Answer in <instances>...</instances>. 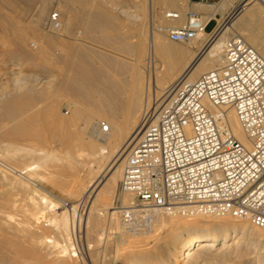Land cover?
<instances>
[{"label":"bare ground","instance_id":"6f19581e","mask_svg":"<svg viewBox=\"0 0 264 264\" xmlns=\"http://www.w3.org/2000/svg\"><path fill=\"white\" fill-rule=\"evenodd\" d=\"M154 1L155 0H129V2L123 6L125 9L121 11V14L140 20L142 19V16L146 18V7H148L147 16L149 17L150 22V32L148 31L150 34H148L147 39L145 35L147 32L144 34L143 32L138 31L139 34L136 35L135 43L126 48L128 51L142 55V53H145L147 40L148 45L146 55H148V61L145 62V60H143L144 58L141 59L140 57L132 59L133 63L129 67V69H131L132 79L131 82L127 83L125 81L114 79L113 77V79H110L103 68H90L91 70H86L79 65V58L81 55L85 54V51L82 49V32H74L73 20L78 15H83L88 19L85 24L86 32L91 33L93 31L102 30L106 33L103 36V40L108 41L110 37L109 31H115L117 25L114 15L102 4V2L106 3L107 0H0V40L3 42L1 46H6L7 44L10 47L12 46L11 49H9L12 52L10 57L15 62L10 64L11 66L9 69L19 71V73H9L12 77L16 79L20 78L19 80L32 79L31 75L24 73V63L28 61H40L42 63L46 61L50 63L52 59H57L56 61H58V64L61 63L60 66H62V64L68 66V68H66V75L62 76L63 71H59L61 73L55 72L52 77L53 79H51L50 85H53L52 81L54 82L56 79H58V82L54 85L55 90L53 94H51L53 99L51 100L52 102L50 101L51 107H48V111L50 110L51 113L57 115L55 121L51 123L48 122V125H52L51 127L54 129L53 133L55 135L53 136V139L58 137V140L61 141L59 142L60 144L65 143L68 145L74 143L75 145L76 143H79L84 149L88 148V155H90L92 159V166L94 165L95 169L98 171L92 178H86L88 184L85 187V192L89 197H95V204L97 201L100 202L101 200V202H104L102 204L108 206L107 201L110 199L107 198L108 194L111 196L115 190H117L114 201L116 205L121 202L126 204L131 199L130 195L122 193L120 186L118 189H116V187L118 186V182L124 172V166L128 155L134 145L141 140L140 136L143 132L141 125L144 122L145 117H143L144 115H141L142 118L139 119L138 123L132 126L129 124H119V122L118 124H113L108 120L103 122L101 119L92 120L93 118H88L84 124L82 123V127L77 125L78 127L75 129V134L68 133V135H66L63 132L58 133L56 130L62 129L64 123H72V125H74L73 123L76 124V120L81 116V111L78 108L72 110V107H67L66 112H62L61 114L58 113V110L60 109H58L60 99H56L54 93H56V95L58 92L63 94L68 93L75 99L83 95L87 99H94L96 104L99 102L101 107L103 106V101H105L107 106H119L125 111L126 109H131V100L128 102L129 104L118 105L119 97L123 93L133 96L139 95V97H141L144 90H146L142 111V114H144L145 111L148 112L150 109L157 108L158 104L164 100L168 87L176 84L180 79L185 77L189 81H195L202 73L220 67L224 62L226 41L233 35H241L242 37L246 36L247 38H244L246 40L248 39L247 41L264 57V0H239L237 4L236 2L238 0H222L219 4L209 6L200 3L196 4L197 7H201V9L203 8L210 12L206 16V19L217 13L224 16L225 12L231 7L235 8L237 14L214 38L208 39L206 34L199 35L188 43L190 47L187 48L180 46L177 42L168 40V37L162 34L161 31L165 28H169L168 26H153ZM50 2L53 4L56 3V10L53 12L57 13L59 16V25L57 27L52 24L51 16L54 13L51 14L50 12ZM21 3L26 6L23 10L18 6ZM75 3L78 4V7H74ZM160 3L169 9L174 8L176 10L178 9L177 11H180L181 14L179 19H169L166 17V13L170 12V10H166L165 12L164 17L166 20L176 24L175 26L173 25V27L184 25V12L186 11L187 1L160 0ZM111 5L112 4H110V6ZM117 5L119 4H116L115 6ZM21 12H23L25 16H28V18L30 17V20L27 23L24 21L26 23L25 25L22 24L24 27L21 25L19 21L20 19L16 20L11 17L13 13L20 14ZM165 18L163 20H165ZM164 24L166 23L164 22ZM117 29H119V27ZM254 30L261 31L262 34L259 36V39L254 40V38L252 39L247 36L248 32L252 33ZM48 32L56 33L55 38L52 37L51 34H48ZM30 33L36 35V37H40L38 38L40 39V43L38 42L39 46L36 48V50L38 49L37 53H34L36 51L33 52L28 46V40H30L29 37L31 36ZM65 38H68V40H65ZM194 48L199 49V51H196ZM55 49L57 50L54 53L53 51ZM0 51L2 50L0 49ZM114 67L120 73H125L126 70L128 71L125 65H118V63H115ZM62 69L64 68L62 67ZM4 74L6 75V73H0L2 76ZM33 98L35 101H39L40 99L45 98V94L41 95L40 93H36V95L31 98V101ZM31 105L32 104L29 100L26 102H16L11 99L5 103V117L10 123H12V127L6 132L7 136H22L29 138L32 134L34 136L37 134L36 132H40L37 129L38 131L36 130L32 133L34 127L31 126V122L35 121V119H39L40 121L45 120L44 114L46 111L45 109H43L45 112L36 109L32 115H29ZM70 111H72L71 115ZM44 122L46 123V120ZM44 122L42 125H45ZM7 124L9 123H6L5 125ZM48 125L46 123L45 126ZM48 127L50 128V126ZM230 127L234 136L240 142L247 145L248 141L246 133L234 112L230 113ZM39 135L40 133H38L37 137H41V140H47V137L43 139L42 136ZM63 140L67 141L64 142ZM69 140H76V142L70 141L67 143ZM7 146L10 152H14V154L17 151L22 153L21 149H18V147L11 142ZM22 150L27 151L24 152L26 153L24 154V157L29 158L28 155L33 154L31 150ZM84 151L87 152V149ZM43 152L44 151H42V153ZM69 153L71 154V151ZM9 155H11V153ZM71 156L73 155L71 154ZM35 157L36 156H34V158ZM54 157L55 155L53 153L47 152V158L49 160H53ZM34 163L36 162L33 161L31 164ZM37 165H39V163ZM25 167H27V165ZM74 178L76 181L75 184L77 185L78 183L79 185L78 189H76V192L79 193L84 189V178H81V171H79ZM72 182H74V180ZM43 198L45 201L47 200L45 196H43ZM10 201L8 203H10ZM47 203L48 202L44 205H48ZM115 207L106 209L112 217L113 215L118 216L116 211L113 210ZM95 210L94 207L91 208L89 215H87V230L94 229L96 225L94 216V214H96ZM203 217L207 216H202V218ZM112 219L117 220L116 217ZM60 221H62L64 226H62V230L64 229L68 232V228L70 229L72 227L74 229L76 226L79 228L82 219H80V216L76 211V206H74L71 216L69 217V214L64 213ZM31 225L29 215L22 218L0 215V264H29L30 255L33 252L30 243L33 242L31 241L32 238H35ZM119 227H121L122 230L121 223ZM122 231L125 233L124 230ZM121 234L118 238L117 245L119 255L117 254L118 257L113 264H208L209 262L207 263L205 260L206 257L203 258L204 256L201 255L202 251L213 253L216 258L214 262H211L213 264H234L236 262L240 264H264V228L251 226L248 221H242L230 216L214 218L211 223H203L196 219H183L182 217L179 218V216L161 215L156 222L153 232L141 235L142 239L143 236H148L146 239H149L148 242L142 244L145 246L144 248H139V245L129 242L127 239L125 241V238L123 239L122 237L123 234ZM43 237L42 239H45ZM47 237H49V235ZM146 239H143L142 241L140 240L139 242L144 243ZM42 242L43 241H41V243ZM127 243L128 245L126 246L129 248L127 251L129 253H127V251L122 252L124 249L122 248V245ZM218 249L219 251L214 253ZM67 250L68 248H63L61 251L63 254L59 258L64 257L67 254ZM70 251H72V249ZM258 251H260V253H258ZM67 262L62 259L58 260L59 264H68Z\"/></svg>","mask_w":264,"mask_h":264},{"label":"built area","instance_id":"2783aa9c","mask_svg":"<svg viewBox=\"0 0 264 264\" xmlns=\"http://www.w3.org/2000/svg\"><path fill=\"white\" fill-rule=\"evenodd\" d=\"M216 5L222 0H189ZM239 0L236 2V4ZM220 19L193 11L184 25L165 28L173 42L220 33L236 16ZM180 11L166 13L179 19ZM59 25L57 13L51 16ZM217 21L212 32L208 24ZM234 112L248 144L230 127ZM141 140L124 166L121 191L130 195L114 210L123 230L150 234L161 215L192 218L230 216L264 228V57L241 35L226 41L224 62L195 81L168 87L157 108L145 111Z\"/></svg>","mask_w":264,"mask_h":264},{"label":"rangeland","instance_id":"374dc122","mask_svg":"<svg viewBox=\"0 0 264 264\" xmlns=\"http://www.w3.org/2000/svg\"><path fill=\"white\" fill-rule=\"evenodd\" d=\"M179 1L180 2H183V1L188 2V0H179ZM128 2H129V0H107L106 3L102 2L103 6L106 7V9L114 15V19H115L116 25H117V27L115 28V31H109L110 33L108 32L109 36H110L108 41L103 40V36L106 33H104L102 30L93 31L91 33L86 32L85 24L88 21V19L86 17H84L83 15H78L73 20L74 32L77 33L78 31H81L82 36H83V40L81 42H82V47H83L82 49L85 51V54L80 56L79 65H81L82 68H85L86 70L87 69L91 70V69L103 68L104 71L106 72L107 76L110 79L113 77L114 79H117L120 81H125L127 83L131 82V79H132V73L130 71L131 69H129V67L133 63L132 59H135V57L136 58L140 57L141 59L144 58L143 60H145V62L148 61V59H147L148 55H146L147 54V45H148L147 40H146L145 53H142V55H139L137 53L135 54L132 51H128V50H126V48L135 43L136 35H138L139 32H143L144 34L147 32V34H145L146 39L148 37V34H150L149 33L150 32V22H149V17L147 16L148 15V7H146V11H147L146 16H145L146 18H144L142 16V19L137 20V19L130 18L124 14H121V11L123 9H125V7H123V6L125 4H127ZM110 4H112V5L110 6ZM114 4L115 5L119 4V5L115 6ZM54 5H55V7H54ZM18 6H19V8H21V10H23L26 7L22 3L19 4ZM75 6L78 7V4L75 3L74 7ZM231 8H229L225 12L224 16H226L228 13H230V11L232 10ZM55 10H56V3L53 4L50 2L51 14L54 13L53 11H55ZM166 10L177 11L178 9L177 10L174 8L169 9V8L165 7L164 5H162L160 3V0L154 1V20H153V24H154L153 26L154 27H156V25L168 26V27H173V25L174 26L176 25V24H173L172 22H169L166 20V18L164 17ZM11 17L15 18L16 20L20 19L19 21H20L21 25L22 24L25 25L30 20V17L28 18V16H25L23 14V12H21L20 14L19 13H13L11 15ZM164 18H165V20H163ZM162 20L166 24H164V22ZM185 21H186V18H185ZM185 21H184V23H185ZM145 24H146V26H145ZM216 25H217V21L214 19L213 21H211L208 24L207 32H212L215 29ZM178 26H180V25H178ZM118 27H119V29H117ZM138 27L140 28V30ZM147 27H149V28H147ZM143 28H145V29H143ZM161 32L164 36L168 37L165 32H163V31H161ZM30 34H31V36L29 37L30 40H28V46L33 52L36 51L34 53H37L38 49L36 50V48L39 46L38 42L40 41V39H38V38H40V37L39 36L36 37V35H34L32 33H30ZM48 34H51L52 37L55 38L56 33L48 32ZM252 34L259 37L262 33L259 30H256V31L254 30V32H252ZM244 37L247 38L246 36H244ZM35 39H37V40H35ZM65 40H68V38L67 39L65 38ZM168 40H170V39L168 38ZM128 42H129V44H128ZM2 44H3V42L0 40V46ZM177 44H179L180 46H182L184 48L190 47V45L188 43L185 44V43L177 42ZM11 47L8 46V44L6 46L0 47V49L2 50V51H0V73H6V75L5 74L3 76L0 75V121L1 120L3 121V123H2V121L0 122L1 123L0 124V126H1L0 130L3 128L0 131V140H1L0 141V215H3V216L5 215L6 217H7V215H8V217L9 216H13V217L15 216L17 218H22V217H25L26 215H29V217L31 219V224H32L31 225L32 231L34 232V236L36 238V239L32 238L31 241H33V242L30 243L33 252L30 255L31 260L29 259V264H46V263L47 264H52V263L57 264L58 260H60V259H62L65 262L68 261L67 262L68 264L70 262H71L70 264H96L97 262H98L97 264H113L119 255V251L117 250V247H118L117 245H118V238H119L121 233L123 234V235L122 234L121 235H122L123 239L125 238L124 239L125 241L127 239V241H129V242H133V243H136L137 245H139L140 246L139 248H144L145 246H143L142 244H145L146 242L149 241V239H146L148 236L147 237L143 236V239H146V241H144V243H142V242H139L140 240L141 241L143 240L141 238V235H132V234L126 233V232L123 233V231H122L123 228L121 230V227H119V225L121 223L120 218L118 216H114V215L112 217V215H110L108 210H106L110 207L116 206L114 201H115V195L117 193V190H115L111 196L108 194L107 198L111 199V200L109 199V201H107L108 206L102 204L104 202H101V200H100V202L97 201L95 204V202H94L95 197L94 196L89 197L86 194L85 187L88 184V181L86 180V178L87 179L92 178L93 176H95L97 174V171H98L97 169H95L94 165L92 166V163H91L92 159H91L90 155H88V148H85V149H87V152H85L84 147L82 145H80L79 143H76L75 145H74V143H72V144L70 143L67 145L64 143L67 140L66 141L63 140L64 144H62V143L60 144L59 142H61V141L58 140L59 139L58 137L53 139L54 138L53 136H55L53 133L54 129H52L51 124L48 125V122L51 123V122L55 121L57 114L51 113L50 110L48 111V107L49 108L51 107L50 104L52 102L51 100L53 99L51 94H53V92L55 90L54 85L58 82V79H56V81H54V82L52 81L53 85H50L51 79H53L52 77H53V74L55 72H59V71L62 72L63 71L62 76L66 75V73H67L66 68H68V66L67 65L65 66L64 64H62V66H60L61 63L58 64V61H56L57 59H52V61L50 63L46 62V61L43 63L40 61H28V62L24 63V67H25L24 73L27 75H31L32 79L30 78L27 80H19L20 78L16 79L9 74L11 72L12 73L13 72L19 73L18 70L13 71V70L9 69L11 66L10 64L15 62L10 57L12 52L9 49H11ZM194 49H196V51H199V49H197V48H194ZM56 50L57 49H55L53 52L55 53ZM115 63H118V65H125L127 67L128 71L126 70L125 73H120L119 71H117L115 69V67H114ZM62 67L64 69H62ZM61 72H59V73H61ZM82 81H85V80H82ZM49 90H50V92H49ZM40 91H42L43 93ZM36 93H38V94L40 93L41 95L45 94V98L40 99L39 101L38 100L35 101L33 98L32 101L33 100L34 101L32 102L31 98L34 95H36ZM54 94H55L54 96H56L55 97L56 99H60L59 100L60 104L58 105V109L60 108L61 110L59 109L58 113L61 114L62 112H66L67 107H72V110L75 108H78L81 111V116L79 118L80 120L77 119L76 124L73 123L74 125H72V123L71 124L64 123L62 129L56 130L58 133L63 132L64 134L68 135V133L75 134L74 133L76 131L75 129H77L78 126L82 127V125L85 123V121H87L88 118L89 119L93 118L92 120L101 119L103 122L108 120V121H111L113 124H118V122H119V124H127V125L129 124L131 126L138 123L139 119L142 118L141 115H143L142 114L143 105H144L143 102L145 99L144 97L146 95V90H144L141 97H139V95L133 96V95H129L127 93H125V94L123 93L119 97V100L117 103L118 105L129 104L128 102H130V100H131V102H130V104L132 105L131 109L125 110L128 112H125L124 109H121V107H119V106H113V105L107 106V103L105 101H103V106L101 107L99 102H97V104H96L94 99H87L83 95L78 97L77 99H75L71 95H69L68 93L63 94V93L58 92L57 95H56V93H54ZM58 94H60V95H58ZM139 98H140V100H139ZM11 99H13L16 102H21V101L26 102L29 100V102H31V104H32L30 109H29V115H32V113H34L36 111V109L41 110L43 112L46 111L45 112L46 115L44 114V117H45L47 125L50 126L51 129L48 126H45L46 125V123L44 122L45 120L40 121L39 119H37V120L35 119V121L31 122V126H33L35 129V130L32 129L33 130L32 133H34L37 129L40 131V132H36L37 133L36 135L33 136V134H32L31 135L32 137L30 136L29 138L28 137H22V136H12V137L7 136L6 132H7V130H9L12 127V123H10L9 120L5 117L4 105L6 102H8ZM45 99H47V100H45ZM76 103H77V105H76ZM38 104H39V106H38ZM86 108H87V110H86ZM43 109H45V111ZM84 110H86V111H84ZM71 113H72V111H70V115H71ZM70 115H67V116H70ZM91 115L94 117H92ZM4 119H5V121H4ZM38 121L41 123H39ZM43 122L45 123V125H42ZM6 123H9V124L5 125ZM3 124H4V126H3ZM4 127H6V128H4ZM38 133H40L39 136H42L43 139L47 137V140L46 139L41 140L40 139L41 137L40 138L37 137ZM142 134H143V132H142ZM142 134H141V136H142ZM141 136H140V138H141ZM70 141L71 140H69L67 143H69ZM10 142L13 143L15 146H17L18 149H21L22 153L20 151H17L15 154H14V152H10V150L8 149V146H7ZM71 142H76V140L75 141L72 140ZM77 142H79V141H77ZM22 149L31 150V152L33 154H29L28 155L29 158L24 157V154H26L24 152H27V151H24ZM34 149H35V151H34ZM38 149H40V150H38ZM42 151H44V152L42 153ZM45 151L53 153L55 155L53 160H55V161H53L52 159L49 160L47 158V152H45ZM70 151H71V154L73 156H71V154L69 153ZM19 152H20V154H19ZM10 153H11V155H9ZM33 155L36 157L34 158ZM16 156H18V157H16ZM23 159H27V160H23ZM24 161H25V163H24ZM33 161L36 163L31 164V163H33ZM44 161L46 163L47 162H49V163L46 164ZM97 161H99V160H97ZM38 163H39V165H37ZM26 165L28 168L25 167ZM79 171H81V178L82 179L84 178L83 179L84 180V189H82V191L77 193L76 189H78L79 185H78V183H77V185L75 184L76 181H75L74 176L77 175ZM122 177H123V174H122ZM122 177L120 178V180L118 182V186L116 187V189H118V187L120 186V190H121ZM73 180H74V182H72ZM72 186H73V188H72ZM43 196H45L47 198L46 201L43 198ZM113 198H114V200H113ZM3 199L5 200V203H4ZM11 199H13V200H11ZM9 201H10V203H8ZM46 202H48L47 203L48 205H44V204H46ZM51 202H53V203H51ZM13 203H14V206H13ZM77 204H78V206H77ZM32 205H33V207H32ZM17 206L18 207L20 206V207L18 208ZM74 206H76L77 214L80 216V219H82V221H80V227L79 228L77 226L74 229L71 227L70 229L68 228V232H67L64 229L62 230V228L64 226L62 224V221H60V219L64 213L69 214V217H70L72 212H73ZM93 207L96 209L95 210L96 214H94L95 220H96V225H95L94 229H88L87 230V226H86V220L88 217L87 215H89L90 210ZM31 210H33V211H31ZM101 212L102 213L104 212V213L102 214ZM60 213H63V214H60ZM108 213H109V215H108ZM114 217H116L117 220L112 219ZM179 218H181V217H179ZM182 218L183 219H196L199 222H203V223L204 222L211 223L214 220L213 217H210V218L209 217H203L202 218V216H195L192 218H185V217H182ZM115 220H116V223H115ZM168 220H171V219H168ZM234 222H236V221H234ZM239 222H241V221H239ZM115 224H116V226H115ZM250 225L254 226L251 223H250ZM254 227H256V226H254ZM257 228H259V227H257ZM42 233L46 236H44ZM48 235H49V237H47ZM66 235H68V236H66ZM41 236L42 237L44 236L43 238H45V239H42ZM106 238H107V240H106ZM137 240H138V243H137ZM41 241H43V242L41 243ZM69 244H72V245H69ZM126 245H128V243L122 245V248H124L122 250V252H126L127 250H129L128 246H126ZM63 248H68L67 254H66L67 256L65 255L64 257L59 258L63 254V253H61ZM71 249H72V251H70ZM218 251H219V249L214 253H217ZM127 253H129V252L127 251ZM201 253H202L201 255L204 256L203 258L206 257L205 260L207 261V263L209 262L208 264H213L211 262H214L216 260L213 253H210L209 251H202ZM258 253H260V251H258ZM101 261H102V263H101ZM234 264H240V263L236 262Z\"/></svg>","mask_w":264,"mask_h":264},{"label":"crops","instance_id":"0c3cea01","mask_svg":"<svg viewBox=\"0 0 264 264\" xmlns=\"http://www.w3.org/2000/svg\"><path fill=\"white\" fill-rule=\"evenodd\" d=\"M196 4H198V2H196V1H189V0H188V2H187V7H186V11L184 12V18H186V15H187V13H188L189 11H193V12H195V13L201 15V16H204V17H206V16L210 13V12L206 11V10L203 9V8L201 9V7H197ZM200 11H201V12H200ZM223 17H224V16H223L222 14L217 13L216 19H217V21H218V20L220 21V19H223ZM249 33H250V35H249ZM247 36H248V37H251L252 39L254 38V40H255V39H259V37L253 35L251 32H248ZM253 36H254V37H253Z\"/></svg>","mask_w":264,"mask_h":264}]
</instances>
